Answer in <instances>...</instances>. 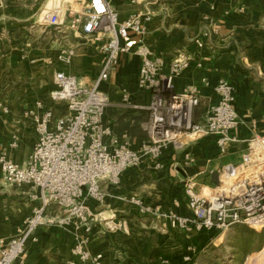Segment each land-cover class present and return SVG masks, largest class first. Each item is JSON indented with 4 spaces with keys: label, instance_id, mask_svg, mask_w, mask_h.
Listing matches in <instances>:
<instances>
[{
    "label": "crops",
    "instance_id": "crops-1",
    "mask_svg": "<svg viewBox=\"0 0 264 264\" xmlns=\"http://www.w3.org/2000/svg\"><path fill=\"white\" fill-rule=\"evenodd\" d=\"M59 1L0 0V105L7 110L4 113L0 109V149L8 160L19 165L26 164L37 141L34 116L50 111L51 130L58 119L68 115L65 102L49 99L55 88V74L67 73L90 86L100 71L97 35L81 32L86 2L66 0L57 29L32 24L36 16ZM110 2L120 21L134 14L151 16L145 25L144 41L165 58L164 72L177 51L185 49L193 55L190 68L174 79L173 89L176 93L186 86L199 90L195 123L201 122L215 101L213 88L219 80L228 81L235 89L234 108L239 123L232 135L238 142L230 145L225 155L219 154L213 137L201 139L188 146L196 163L185 169L180 154L170 148L159 160L163 169L154 170L153 162L144 160L125 171L117 185L101 183L107 195L104 204L86 201L97 220L89 249L93 254L101 253L105 264H179L183 249L207 233L188 236L171 229L164 218L139 215L135 207L118 198L136 196L162 212L190 216L185 181L193 179L197 189L214 185L211 173L227 164H238L246 140L254 134H264V0ZM76 19L80 22L74 25ZM204 31L210 32L211 39L198 49L194 41ZM68 46L75 49V55L66 66L57 62V56ZM198 63L201 67H197ZM139 67L137 56L123 55L116 70L99 87L108 99L103 123L110 128L111 138L127 142L133 150L147 141L144 128L150 101V94L137 87ZM123 91L128 94L127 102L122 100ZM14 141L16 147L11 146ZM26 190L3 183L0 176V239L13 237L31 215L32 203L23 194ZM114 224H124L125 228H107ZM75 234L72 228L40 227L36 231L38 243H29L24 259L16 264H69L74 261L71 250Z\"/></svg>",
    "mask_w": 264,
    "mask_h": 264
},
{
    "label": "built area",
    "instance_id": "built-area-1",
    "mask_svg": "<svg viewBox=\"0 0 264 264\" xmlns=\"http://www.w3.org/2000/svg\"><path fill=\"white\" fill-rule=\"evenodd\" d=\"M110 1L82 0L87 4L81 32L86 36H102L96 37L101 56L97 78L90 86H85L76 77L57 72L49 99L65 102L68 115L58 119L51 130L48 128L52 118L50 111L34 116L37 141L25 165L8 160L0 149L2 182L27 189L33 203L31 215L17 233L8 240L0 239V264L21 262L27 245L38 243L36 231L42 226L75 231L71 250L74 261L69 264H105L101 253L93 254L89 249L97 220L86 203L104 204L107 195L101 188L102 182L117 185L125 171L138 167L144 160L152 161L154 170H161L163 165L159 160L170 148L180 154L182 167L187 169L196 163L188 149L190 144L213 137L223 156L230 145L238 142L232 135L239 123L233 85L219 80L213 88L215 101L209 105L201 122L195 123L193 114L199 104V90L186 86L181 93H176L173 89L174 79L190 68L193 55L185 49L177 51L164 72L165 58L144 41L145 25L151 16L134 14L120 21ZM64 4L66 0H61L43 12L39 23L51 29L59 28ZM79 22L76 19L73 24ZM199 37L194 45L202 49L205 41L211 39L210 32H201ZM74 55L73 47H64L57 62L68 66ZM123 55L140 59L137 87L150 94L144 128L147 141L138 150H133L127 142L111 138L110 128L103 123L108 99L99 87L116 70ZM197 67L201 65L198 63ZM202 82L208 85L206 79ZM122 100H128L125 91ZM0 109L7 113L1 105ZM246 145L238 164H227L218 170L217 185H205L198 190L193 179L185 181L190 216L162 212L136 196L118 199L135 207L139 215L164 218L171 229L192 237L224 232L241 224L251 227L259 223L264 229V134H254L246 140ZM11 146L16 147V141ZM107 228L115 231L124 229L125 225L114 224ZM77 231H82V235ZM194 253L195 247L188 245L183 260L190 261Z\"/></svg>",
    "mask_w": 264,
    "mask_h": 264
},
{
    "label": "rangeland",
    "instance_id": "rangeland-1",
    "mask_svg": "<svg viewBox=\"0 0 264 264\" xmlns=\"http://www.w3.org/2000/svg\"><path fill=\"white\" fill-rule=\"evenodd\" d=\"M38 19L39 16H36L32 20V24L43 26ZM63 35L70 36L72 34ZM78 36L84 37L81 34ZM23 194L27 195L28 198L27 190L23 191ZM256 227L261 229H256ZM194 240L189 245L195 247V253L190 261L185 262L183 257L185 256L186 248L183 249L179 264H251L252 262V264H264V254L263 256L259 254L264 248V229H262L261 225L251 227L245 224L236 225L224 232L207 233Z\"/></svg>",
    "mask_w": 264,
    "mask_h": 264
},
{
    "label": "water",
    "instance_id": "water-1",
    "mask_svg": "<svg viewBox=\"0 0 264 264\" xmlns=\"http://www.w3.org/2000/svg\"><path fill=\"white\" fill-rule=\"evenodd\" d=\"M211 180H212L214 185L218 184L219 177H218V173L217 172H212L211 173Z\"/></svg>",
    "mask_w": 264,
    "mask_h": 264
},
{
    "label": "bare ground",
    "instance_id": "bare-ground-1",
    "mask_svg": "<svg viewBox=\"0 0 264 264\" xmlns=\"http://www.w3.org/2000/svg\"><path fill=\"white\" fill-rule=\"evenodd\" d=\"M264 224V223H263ZM254 225H260L259 223H253V224H251V226H254ZM260 255H262L263 256V254H264V248H263V250L259 253ZM256 260V259H255ZM253 263V262H252ZM251 263V264H252Z\"/></svg>",
    "mask_w": 264,
    "mask_h": 264
}]
</instances>
